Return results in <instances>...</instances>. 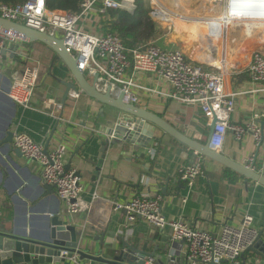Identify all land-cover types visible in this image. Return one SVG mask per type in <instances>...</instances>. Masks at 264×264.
Listing matches in <instances>:
<instances>
[{
    "label": "crops",
    "instance_id": "0c3cea01",
    "mask_svg": "<svg viewBox=\"0 0 264 264\" xmlns=\"http://www.w3.org/2000/svg\"><path fill=\"white\" fill-rule=\"evenodd\" d=\"M176 1L155 8L149 4L155 13V18L151 16L153 21L164 32L153 42L171 50L181 49L189 59L206 67L225 66L224 92L236 94L231 122L243 124L255 114L264 117V94L254 92L259 89V84L254 83L248 73L253 51L260 45L233 48L230 53L225 51L227 44L219 46L222 38L232 37L240 29L235 20L226 24L225 17L228 13L231 16V12L235 15L244 7L232 8L226 15L219 11L215 19L199 18L221 35L217 50L210 43L211 39L207 41L212 36L206 35L208 30L203 35L199 33L202 25L190 22L196 11L191 5L193 0ZM211 6L203 3L200 10L211 13L217 7L212 3ZM101 20L102 17L93 11L83 22V28L103 35ZM260 32H264V26ZM250 33L252 38L257 35L254 31ZM47 48L41 42L22 43L0 64V91L5 94L0 95V226L7 230L12 227L21 231L32 230L41 238L50 228V218L59 214L64 217L65 224L76 228L81 251L110 261L123 246L135 250L146 248L149 254H160L157 264H190L186 258V246L171 240L168 227L159 229L139 220L130 223L124 212L114 211L115 202L124 204L135 195H160L163 197L162 213L169 221L182 219L198 229L219 234L223 226H241L245 216L251 215L254 227L259 232L264 230L263 186L199 155L159 129L151 138L146 124L138 127L141 135L137 144L123 140L131 116L89 98L84 92L79 99H69L67 84L77 85L75 79L62 60L56 62V55ZM37 63L41 66L42 82L35 92L33 107L25 109L9 97L10 87L19 70L35 67ZM127 75L145 88L157 91L134 90L139 107L160 116L187 137L205 144L209 127L199 106L167 98L170 86L151 74L129 71ZM86 78L90 82L94 80V77ZM45 99L62 106L63 122H56L46 112ZM9 132L13 137L19 132L25 133L48 150L59 143L65 144L66 165L70 163V169L81 176L80 209L76 214L66 211V205L57 197L56 191L49 193L43 188L39 165L19 156L13 139L10 145L2 144ZM112 132L118 138L109 141L106 135ZM142 136L151 140L148 142ZM254 141L250 135L237 141L233 133L228 132L220 153L264 175V142L257 147ZM151 150L155 154H151ZM251 158L254 159L253 165L249 164ZM199 161L203 173L192 180H181L182 169ZM99 163L100 173L96 176L95 165ZM74 257L78 259L77 264H101ZM244 262L254 264V255L247 251ZM59 264L74 263L66 259Z\"/></svg>",
    "mask_w": 264,
    "mask_h": 264
},
{
    "label": "built area",
    "instance_id": "2783aa9c",
    "mask_svg": "<svg viewBox=\"0 0 264 264\" xmlns=\"http://www.w3.org/2000/svg\"><path fill=\"white\" fill-rule=\"evenodd\" d=\"M209 1L225 15L232 8L245 7L244 12L237 13L236 18L232 19L239 23H264V0H257L259 6L254 3L248 5L250 0H243L237 5L235 0ZM47 5L46 0H27L17 5L0 3V18L41 33L47 32L60 39L65 51L76 60L78 71L85 77L98 76L97 86L101 91L110 88L113 95L124 93L126 103H138L134 90L157 93L156 90L138 84L132 76L129 77L127 75L129 71L151 74L166 82L171 88L166 97L182 104L199 106L207 118L208 127L213 116L217 118L210 140L211 147L216 152H220L228 132H232L237 141H241L247 135L252 136L257 147L264 142L262 124L264 117L255 114L249 122L243 124L231 122L233 98L236 94L224 92L226 77L224 65H208L211 67L208 68L189 59L181 49H165L155 42H147L127 50L116 33L100 35L83 28V22L93 11L100 16L106 15L110 9L134 12L136 8L134 0H84L81 12L77 14L52 10ZM151 16L155 18L154 10ZM227 16L230 17V13ZM190 22L203 24L205 20L195 18ZM259 35L264 40V32H259ZM28 42L24 36L0 25V64L14 48ZM40 68L39 63L35 67L23 68L12 81L9 97L25 109L33 107L35 92L42 82ZM248 73L250 79L259 84V89L254 92L264 94V53L255 52L252 55ZM100 80L103 87L99 85ZM82 94L81 90H70L68 98L76 100ZM43 104L46 112L56 122L64 121L60 115L62 109L60 104L51 99L43 100ZM134 126L131 118L127 123V129L132 132ZM106 136L109 141L118 138L115 132ZM12 143L26 161L39 165L41 181L44 185L54 188L57 197L65 203L66 211L76 214L80 209L82 186L76 172L66 168L68 153L65 144L59 143L48 150L45 145L20 132L14 135ZM150 153L155 154V151L151 150ZM253 162L254 159L251 158L249 164L253 165ZM203 170L201 161L185 166L181 171V180L195 179ZM162 198L160 195L155 197L135 195L124 204L115 202L114 211L124 212L130 223L139 220L159 229L170 228L171 240L186 246V258L190 264H245L244 255L259 234L253 225L251 215L245 216L241 226L225 225L219 234H213L198 229L182 219L167 220L162 213ZM67 255L68 251L61 252L62 258H66ZM159 258L160 254H155L153 258L146 257V264H154ZM71 260L74 264L78 263L76 257Z\"/></svg>",
    "mask_w": 264,
    "mask_h": 264
},
{
    "label": "water",
    "instance_id": "95a60500",
    "mask_svg": "<svg viewBox=\"0 0 264 264\" xmlns=\"http://www.w3.org/2000/svg\"><path fill=\"white\" fill-rule=\"evenodd\" d=\"M0 25L8 30L14 31L24 36L30 42H41L51 49L56 56L67 66L71 75L75 79V84L68 83V93L70 90H82L89 98H93L97 102L119 110L129 116L135 126L132 132L125 126V137L123 140L130 142L131 144H137L139 140L138 127L141 124H146L148 130L147 133L153 136L156 129L161 130L166 135L175 139L182 145L188 147L190 150L195 151L201 156L208 158L223 168L237 172L253 182L264 187V175L254 170L250 166L240 164L220 152H216L212 149L210 140L214 133L215 124L217 118L213 116V120L209 125L208 137L205 144L196 141L193 138L187 137L185 134L180 132L173 125L168 123L160 116L138 106V104L126 103L124 99L125 94L120 93L113 95L111 89L108 88L106 91H101L98 88V76H95L91 82L77 69L76 60L72 58L70 54L65 51L63 42L50 35L47 32H39L27 28L24 25H20L14 22L6 21L0 18ZM78 87V88H77ZM1 97L4 96V92L0 91ZM150 133H149V132ZM148 142L151 140L150 137H143ZM13 139V133L9 132L7 138L2 142L4 146L10 145ZM19 156L22 154L17 150ZM101 163V162H100ZM96 164L95 175L98 176L100 173L101 164ZM67 169H70V163L66 165ZM78 177H81L79 173H76ZM49 193H54V188L48 185L43 187ZM49 229L45 237H37L32 230H18L15 227L7 230L2 225L0 226V264H59L64 262L66 259H71L75 255H78L82 259L95 261L101 264H146V257L153 258L155 254H149L144 249L135 250L123 246L118 255L110 260L101 256L88 254L81 251L78 247L79 234L76 228L72 225L65 224L64 217L59 214L50 218ZM264 230L259 232L255 243L248 249L255 257L254 264H264ZM62 251H68L66 258L61 257ZM156 262L155 264H157Z\"/></svg>",
    "mask_w": 264,
    "mask_h": 264
},
{
    "label": "trees",
    "instance_id": "16d2710c",
    "mask_svg": "<svg viewBox=\"0 0 264 264\" xmlns=\"http://www.w3.org/2000/svg\"><path fill=\"white\" fill-rule=\"evenodd\" d=\"M27 0H0V3L8 5L22 4ZM84 0H46L47 7L52 10L80 13ZM135 10L128 13L123 10H107L106 15L101 16L103 30L106 33H116L122 40L127 50L134 49L147 42H153L161 37L164 32L151 17L152 7L146 0H134ZM56 62H60L55 56Z\"/></svg>",
    "mask_w": 264,
    "mask_h": 264
},
{
    "label": "rangeland",
    "instance_id": "374dc122",
    "mask_svg": "<svg viewBox=\"0 0 264 264\" xmlns=\"http://www.w3.org/2000/svg\"><path fill=\"white\" fill-rule=\"evenodd\" d=\"M175 0H146V3L147 4H150L152 3V6L155 8V6H159V5H164V6H169V4H173ZM178 1H182V0H177L176 2ZM242 2V0H235V4H240ZM168 4V5H167ZM203 4V2L200 0H193V2L191 3V5L196 8V11L195 13L192 15V17L195 18H210L212 16V12L211 13H203L201 10H200V7L201 5ZM152 7V8H153ZM198 9V10H197ZM214 9H217L218 11H220V9H218V7L214 8ZM203 10V9H202ZM152 12H153V9H152ZM234 12H231V15L233 14ZM186 17H190V16H186ZM237 24V23H236ZM201 25H204V24H201ZM238 27L240 28L238 30V32H236V34L234 36H230L228 38H222L221 41H219V46L220 45H223V44H227L228 47H225V51L226 53L229 52L233 49V48H244L246 49L247 47H251L253 45H255L256 47V44H259L260 45V48L256 47L254 49V53L255 52H261V53H264V40H262V36L259 35V33H257V35L255 37H250V36H253L252 33L250 32H245V29L244 26L238 22ZM206 31L205 28L202 29L201 32L199 33H203L204 35V32ZM255 32V31H254ZM245 34V35H243ZM247 35V36H246ZM246 36V37H245ZM196 38V37H195ZM199 39V35L197 37ZM236 39V41H234L233 39ZM202 41V40H201ZM160 47H161V44H160ZM163 47V46H162ZM165 49H168V47H163ZM49 50V48H47ZM232 52V51H231ZM252 54V53H251ZM231 59L229 58V61ZM232 61V60H231ZM233 64V63H231ZM215 65V64H214Z\"/></svg>",
    "mask_w": 264,
    "mask_h": 264
},
{
    "label": "bare ground",
    "instance_id": "6f19581e",
    "mask_svg": "<svg viewBox=\"0 0 264 264\" xmlns=\"http://www.w3.org/2000/svg\"><path fill=\"white\" fill-rule=\"evenodd\" d=\"M200 1V0H199ZM204 4H206V6H208L209 8H211L212 6H211V3L209 2V0H201ZM255 4V5H257V6H259V3L257 2V0H250V1H248V5H251V4ZM168 5V4H167ZM170 5V4H169ZM182 7V6H181ZM177 8V7H176ZM184 8V7H183ZM175 9V8H174ZM244 9V11H245V7L244 8H242V10ZM242 10H240V12L242 11ZM264 10V9H263ZM214 11V12H213ZM213 11H211L212 13V16H211V18H214L215 19V17L219 14V11L217 10V9H213ZM243 11V12H244ZM240 12H238V13H240ZM237 14V13H236ZM235 14V15H236ZM235 15H231L230 17H225V22H231L232 21V19H235L236 17H235ZM213 19V20H214ZM211 20V19H210ZM212 20V21H213ZM244 26V28H246L245 30L247 31V32H250V31H255L256 33H259L260 32V29L264 26V23H254V24H244L243 25ZM202 28H205L206 30H208V33L206 34V35H212V36H210V38H208L207 39V41L209 42V40L211 41L210 43L211 44H213L214 46H216V48H217V50H218V37H220L221 35L217 32V30L215 31V30H213L212 28H211V26L208 24V23H205L204 25H202L201 26ZM215 36V37H214ZM206 44V43H205ZM208 44V43H207ZM209 45V44H208ZM212 46V45H211ZM99 85L101 86V87H103V83H102V81L100 80L99 81Z\"/></svg>",
    "mask_w": 264,
    "mask_h": 264
}]
</instances>
